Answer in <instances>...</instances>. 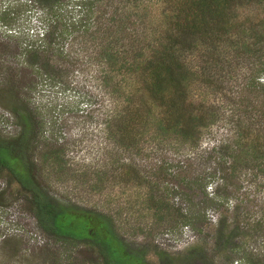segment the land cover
Instances as JSON below:
<instances>
[{
    "label": "trees",
    "instance_id": "1",
    "mask_svg": "<svg viewBox=\"0 0 264 264\" xmlns=\"http://www.w3.org/2000/svg\"><path fill=\"white\" fill-rule=\"evenodd\" d=\"M28 1L40 11V30L0 43V54L13 59L0 67V106L18 129L11 138L0 134V175L17 186L40 231L65 249L44 248L41 256L54 263L215 264V253L230 264H264V251L247 245L264 235V0ZM83 70L107 97L100 124L113 146L88 179L91 190L134 187L138 212L161 232L187 228L200 239L211 230V251L195 245L173 258L134 248L118 230V211L81 208L43 185L44 171L66 174L67 153L44 137L34 96L67 86L69 75ZM217 124L229 136L201 149ZM162 147L175 148L172 159ZM250 192L259 214L237 206L236 217L228 214L229 200ZM208 211L218 214L214 224ZM3 249L16 255L20 240L9 236Z\"/></svg>",
    "mask_w": 264,
    "mask_h": 264
},
{
    "label": "rangeland",
    "instance_id": "2",
    "mask_svg": "<svg viewBox=\"0 0 264 264\" xmlns=\"http://www.w3.org/2000/svg\"><path fill=\"white\" fill-rule=\"evenodd\" d=\"M39 16L40 11L28 0H0V43L10 46L17 39L19 41L31 39L41 28ZM12 60L10 55L0 54V67L10 66ZM34 105L45 123L46 140L62 145L67 153L66 174L57 175L44 171L41 176L43 185L54 197L81 208L95 209L103 213L116 215L118 211L120 213L116 217L118 230L125 242L134 248L162 250L173 258L182 257L186 250L195 245L202 246L207 251L212 250L211 230L205 231L200 239L187 228L161 232L160 228L152 224L149 216L138 212L137 190L132 186L116 185L106 188L101 193L91 190V180L88 179L92 178L94 171L107 164L109 152L113 148L112 144L105 140L106 133L100 124L105 109L108 108L107 97L101 91L99 80L93 79L91 70L76 71L69 75L65 87H42L34 96ZM17 132L14 119L0 106L1 136L11 138ZM228 136L226 130L217 124L204 134L201 149H209ZM158 151L168 159H172V154L176 152L174 147H162ZM120 153L124 158L130 157L127 153ZM156 155L154 153L149 155L146 164L153 165L156 162ZM82 173H86L85 176L88 177L85 178ZM6 183V177L0 175V191L3 192V196L0 195V264H76L74 260H67L64 257H61L58 263H54L47 259V256H41L40 250L44 248L59 252L65 249H59L40 231L35 220L27 212L26 205L21 200L23 196L18 193L17 186L7 187ZM253 196L250 192L238 199L236 196L230 199L228 214L236 217L237 206L240 211L257 216L259 213L255 203L258 198ZM259 196H262L261 193ZM217 215L213 211L207 212L212 224L216 222ZM138 223L147 225H143L147 228L142 232L134 230ZM9 236L20 240V249L16 250L17 254L13 256L3 249V241ZM247 245L249 248L253 246L264 251V235L250 240ZM210 256L215 264H230L224 254L217 256L213 253ZM152 258L156 260L155 257ZM231 264L243 263L235 258Z\"/></svg>",
    "mask_w": 264,
    "mask_h": 264
}]
</instances>
